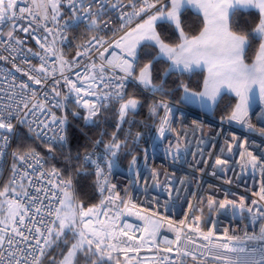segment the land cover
I'll return each instance as SVG.
<instances>
[{
  "label": "built area",
  "instance_id": "2783aa9c",
  "mask_svg": "<svg viewBox=\"0 0 264 264\" xmlns=\"http://www.w3.org/2000/svg\"><path fill=\"white\" fill-rule=\"evenodd\" d=\"M40 2L46 0H37V3ZM169 2L170 0H162L156 4V8ZM16 4L18 7L32 8V15L26 12L23 14L24 19L0 25V55L6 58L0 60V109L10 105L15 111L17 104L20 105L19 117L13 119L16 128L10 146L0 154V191L6 186L16 188L20 195L10 191L8 198L18 201L21 205V214L24 215V210H27V214L24 215L23 224H20L19 216L16 217L15 222V226L23 236H17L12 232L11 222H8L7 227L5 223H0V229H3L0 231V236L4 237L3 248L0 251L5 257L8 256L10 248L27 250L29 247H36L34 237L38 234L35 229L39 227L45 231L46 226H51L55 216L48 214L47 206L56 205V199H52L53 194L57 198H62L63 193L56 185L65 179L56 169L59 175H53V168L46 167L45 159L37 151L40 157L39 163L35 160H30L27 164L14 161L12 152L15 149L18 129L22 127L29 132V124L33 129H43L46 136L37 138L35 132L31 134L47 145L46 141L49 137L60 134V130L55 125H51L53 114L58 119L66 117V131L72 126L89 142L88 148L82 155V161L85 155L95 156L97 153L95 141L101 140V136L92 138L86 135L72 118L65 115V99L71 100L74 107L71 109V115L74 119H79L83 127L91 124L85 123L84 118L88 114V109L84 107L85 102L96 103L99 113L102 107L119 104L115 99L104 100L105 94L113 91L109 86L112 72L107 70L104 79L101 80L99 72L101 57L97 50L99 46L92 47L88 42L93 36L102 37L113 45L107 48L104 59L123 56L124 52L121 48L115 47L114 42L142 23L150 14L145 12L139 16H131L130 20L125 16V19L121 20L123 14L130 15L133 11L131 5L123 0H76L75 10L70 0H59V11L54 20L50 6L47 8V19H45L44 10L36 8L33 0H16ZM81 4L84 6L83 9L80 7ZM114 4L117 6L113 7ZM156 8L151 9V12H155ZM86 9H91V15L98 20L96 26L91 25ZM13 23L18 25L14 36L23 41L22 44H16L15 39L7 38ZM20 25L28 28V31L24 32ZM72 27H80L82 31L76 36L77 46L73 54L67 56L64 54V47L71 38ZM42 44L51 51L46 52L44 47H41ZM112 53H115V57ZM57 57H62L63 61L67 62L64 64V75L77 87L83 89L79 94L70 91L61 77V61ZM94 63L97 65L95 69L91 67ZM14 65L25 71L39 69L43 65L47 70L46 73L37 71L33 74L37 77L46 75L48 78L42 85H36L28 80L27 76L17 72ZM53 79L59 80V84L54 85ZM21 83L30 86L29 89L23 90V96L19 87ZM125 83V94L129 87L134 85L147 98L143 102L144 108L141 107L136 114L128 117L121 134L122 142L133 144L142 153L136 173H129L122 166L121 157L125 148L122 147L118 166L111 175L107 176L109 186L115 185L112 190L113 195L120 196V200L115 201V204L120 206L122 214L116 223L121 227L124 224L132 225L125 231L133 235L134 239L128 240L127 236H122L120 239L133 248L140 249L129 251L127 258L124 253H119L124 258V264H223L222 261L214 258L215 249L212 245L225 242L226 237L235 238L232 243L248 245L250 250L259 247L257 241H250L247 237L258 234L260 228L264 227V215H262L264 199H261L264 195L262 191L264 169L259 166L252 168L248 153H252L258 160H264V136L260 134V129L264 128V103L258 100L249 109L248 119L253 126L249 129L244 124L229 121L230 115L218 117L212 113L200 112L147 90L138 80H129ZM53 87L60 92L59 96L52 91ZM22 100L30 101L29 109H23V104L20 103ZM40 103L44 105L43 108L32 107V104ZM57 103L60 106L54 107L53 105ZM161 105H167L171 110L167 114L169 123L166 125L163 138L159 134L161 120L165 117V109ZM255 106L258 109L253 114L252 110ZM153 107L156 108V116L153 122L148 123L144 118L153 112ZM19 118L25 119L27 124L18 123ZM45 123L50 125L51 130L44 128ZM137 134H139L138 139ZM104 143L108 142L104 141ZM154 145L156 147H153ZM102 150L103 145L100 146L99 151ZM217 159L226 163L218 165ZM14 163L19 169L15 176H13ZM91 169L95 174V168L91 167ZM25 172H27L26 176ZM13 179L16 181L15 184L11 183ZM169 189H172L171 193ZM176 189L180 191L177 193ZM24 192L28 195H23ZM107 196L108 192L101 195L97 207L101 205L102 200L108 207H112V202L106 200ZM209 200L216 203L210 206ZM225 200L233 202L236 207L230 204L227 208L220 209L219 203ZM0 205H6L4 197H0ZM37 208L41 211L37 212ZM248 209H252V212ZM115 211L116 208L112 207V211L108 213L109 217ZM99 219L107 222V218L103 215ZM149 220H156L160 224L154 238H150L144 231ZM0 221H2L1 216ZM190 224L194 225L197 231H189ZM177 230H180L182 236L180 247L187 245L190 251L194 250L199 257L197 260H193L190 255H183L182 252L178 253L176 245L165 243V240L175 241ZM209 232L212 233L211 243L203 239V235ZM185 236L192 237L193 243H187L183 239ZM24 237H28V240L25 241ZM9 239L13 241V245H9ZM167 248H172V251H166ZM20 254L17 251V255Z\"/></svg>",
  "mask_w": 264,
  "mask_h": 264
},
{
  "label": "snow or ice",
  "instance_id": "6c2138e0",
  "mask_svg": "<svg viewBox=\"0 0 264 264\" xmlns=\"http://www.w3.org/2000/svg\"><path fill=\"white\" fill-rule=\"evenodd\" d=\"M159 2L160 0H143L142 6L138 10L135 4H133L132 13L130 15L125 13L121 16V20H124L125 16L130 20L131 16H139L145 12L150 13L147 19L114 42V46L121 48L124 52L123 56L115 57V53H112L115 59H104V53L107 51V48L113 45L109 44L102 37L98 38L96 36H93L92 40L88 42L92 47L99 46L97 50L101 57V63L99 65L101 80L104 79V74L107 70H111L112 72L109 86L113 91L105 94L104 100L110 101L115 99L119 103L116 132H119L122 125L127 122L126 118L129 113L135 112L139 105V101L136 98H126L124 92L126 87L125 82L138 80L139 84L147 90L153 92L161 91V88L154 84L152 79V62L140 68L139 75H136V68L140 60L137 49L142 42H145V47H156L159 49L158 55L154 58L155 60L167 59L171 61L168 71L165 73L166 76L169 73L192 72L195 68L207 67L208 77L204 81V90L202 92H195L187 85H181L184 93L182 99L185 103L207 108L209 107V101L212 104L217 103V98L220 96L222 90L234 93L238 98V103L235 105V109L231 112L228 120L244 124L249 129H252L253 126L249 122L248 117L256 90L259 92L261 102L264 103V0H170V7L164 5L156 8V4ZM70 3L73 10H75L76 0H70ZM33 4L36 8L44 10L45 19H47V8L50 6L53 12L52 18L54 20L56 19V14L59 11V0H46V2L40 3H37V0H33ZM116 6L115 4L113 5V7ZM80 7L83 9V4ZM189 7L196 9L204 17L203 30L198 36L194 37H189L185 33L181 21L183 11ZM153 8H156L155 12H151ZM246 9L259 10V23L251 32L234 30L231 24L232 17L237 12ZM26 12L32 15V8L24 6L18 7L16 0H0V25L13 20H22L25 18L23 14ZM85 12L89 15L91 25L96 26L98 20L91 15V9H86ZM158 22L174 26L181 40L178 46H170L162 39L161 34L156 30ZM17 27V24H12L7 38L8 40L15 39L16 44H22L23 41L16 39L14 36ZM19 27L24 32L28 31V28L22 25ZM254 42H257V45L251 63H249L247 62V55L253 49ZM41 47H44L46 52L51 51L49 47L43 44ZM80 54L78 53V55ZM53 55H55L54 52ZM3 59L6 58L0 55V60ZM57 59L61 61V77L69 86L70 91H74L77 94L82 92V88L77 87L74 82L64 75V64L67 62L63 61L62 57H57ZM91 67L95 69L97 65L94 63ZM15 70L27 76L28 80L33 81L36 85H42L48 78L46 75L37 77L33 74L37 71L46 73L47 70L43 65L39 69H31L30 71H25L23 68L15 66ZM69 70H71V65H69ZM77 75L79 76V73ZM53 84H59V80L53 79ZM19 87L22 90L21 95L23 96V90L29 89L30 86L26 83H21ZM52 91L56 96L60 95L57 88L53 87ZM32 97H35L34 90L32 91ZM77 102L79 103V100ZM20 103L23 104V109H29L30 101L22 100ZM43 106L42 103L32 104L33 108H43ZM53 106L59 107L60 105L57 103ZM161 106L165 109V117L161 120L159 127L160 137L163 138L166 125L169 123L167 114L171 110L167 105ZM84 107L88 109V114L84 118L85 123H94V118L99 113L97 104L85 102ZM19 108L20 105L17 104L15 111L10 105L5 109H0V154H3L10 146L12 134L16 128L13 119L19 117ZM152 111L155 112L156 108L153 107ZM17 122L27 124V121L23 118L17 119ZM66 124V117L58 119L53 114L51 125H55L60 130V134H54L53 137H49L46 141L49 152L54 151L55 144L58 143L63 146L67 142ZM44 128L51 130L48 123L44 124ZM28 130L30 133L35 132L37 138L47 135L43 129H33L30 124L28 125ZM116 132L113 133L108 143H104L103 139L95 141L97 153L95 156L92 154L85 155L83 161L84 166L95 168L97 186L102 194L108 192L106 200L112 202V207L116 208L115 213L109 217L108 213L112 211V207H108L104 200L101 201L99 207L85 209L82 205H77L73 197L72 179L61 180L56 186L62 191V198H57L53 194L52 199H56L57 203L56 205L50 204L47 206L48 214L54 215L55 219L51 222V226H46L45 231L36 227L35 231L38 234L37 237H34L36 247H29L27 250H14L10 248L8 249L7 257L0 251V262H4V264H42V259L48 254L49 249L58 246L62 239L64 243H68L69 234H71L73 242L67 254L63 256L61 264H104L105 261H113V252L124 253L127 258L129 251L140 250L139 248H133L120 239L122 236H127L128 240L134 239L133 235L125 231V229H130L132 225L124 224L121 227L116 223L122 214L120 206L115 204V201L120 200V196L119 194L113 195L112 190L115 188V185L109 186L107 180V176L111 175L113 170L118 166V157L122 147H126L127 144L126 141H120ZM260 134L264 136V128L260 129ZM138 138L139 134H137ZM233 138L235 139V137ZM101 145H103V150L99 151ZM153 147H156V145ZM12 156L14 161H18L20 164H27L30 160H35L37 163L40 161L39 154L26 143L18 144L12 152ZM248 156L250 157L249 163L252 168L255 169L259 166L264 169V160H258L252 153H248ZM135 162L134 157L132 163L135 164ZM225 163L226 161L224 160H216V164L218 165ZM18 171L19 169L14 163L13 176ZM52 174L59 175L55 169L52 170ZM24 175L26 176L27 172ZM11 183L15 184V179ZM10 191L15 195H20L14 187L10 188L6 186L3 191H0V197L5 198L7 205L6 219L5 221H0V223H5L7 227L8 222H11L13 225L12 232L17 236H23V233L15 226V222L16 217L19 216L20 224H23L24 215L27 214V210H24V215L21 214L20 203L8 198ZM171 191L172 189H169V193ZM176 191L178 193L180 190L176 189ZM23 195L27 196L28 193L24 192ZM261 199H264V195L261 196ZM214 203L216 202L209 200L210 206ZM230 204L232 207H236L233 202L228 200L219 203L218 206L220 209H225ZM36 211L40 212L41 209L37 208ZM248 211L252 212V209H248ZM101 215L107 218V222L99 219ZM159 226L158 221L149 220L144 227V231L148 233L150 238H154L156 232L159 230ZM0 231H3V229H0ZM189 231L195 232L197 229L194 225L190 224ZM211 236L212 233L209 232L203 235V239L211 243ZM24 239L27 241L28 237H24ZM183 239L187 243H193L192 237L190 236H185ZM234 239L226 237L225 242L213 244L212 248L215 249L213 253L214 258L222 261L223 264H264V227L260 228L258 234L247 237L250 241H257L260 245L259 247H253L250 250L248 245L232 243L231 241ZM3 240L4 237L0 236V249L3 248ZM181 240V232L177 230L175 241L165 240V243L168 245H176V251L178 253L182 252L183 255H190L193 260H197L199 257L194 250L190 251L187 245L180 247ZM8 243L9 245H13L11 239L8 240ZM165 250L170 252L172 248ZM17 251L21 254L17 255ZM50 259L53 264H56L55 257H50ZM115 264H119V257L115 258Z\"/></svg>",
  "mask_w": 264,
  "mask_h": 264
},
{
  "label": "trees",
  "instance_id": "16d2710c",
  "mask_svg": "<svg viewBox=\"0 0 264 264\" xmlns=\"http://www.w3.org/2000/svg\"><path fill=\"white\" fill-rule=\"evenodd\" d=\"M131 5L135 4L138 10L143 3V0H123ZM162 1V0H160ZM166 5L170 6L169 3ZM259 14L254 10H243L236 13L232 17V27L234 30L242 32H251L253 28L259 23ZM182 26L185 33L189 37L198 36L204 27V17L199 12L187 8L181 15ZM157 32L161 34L162 39L165 40L170 46H178L181 43L179 33L166 23H157ZM80 27L71 28V38L68 40L64 47V54L71 56L74 48L77 46L76 36L81 32ZM257 42H254L253 49L247 55V62L251 63L254 56L255 47ZM138 53L140 56L139 65L136 68V75H139L140 68L145 64L152 62V79L154 84L161 88V91L156 93L170 98L176 102L185 104L181 100L183 88L181 85H187L190 89L198 91L201 88L204 72L202 70H194L192 73H165L168 71L170 62L167 59L155 60L158 55V48L145 47L144 43L139 47ZM134 97L137 100H146V95L136 86L131 85L126 93V98ZM238 100L236 97L225 94L221 97L218 104L214 108L212 114L223 117L231 115L235 109ZM186 105V104H185ZM65 115L72 118L78 127L92 138H101L109 142L114 132L117 129L118 123V110L119 104H112L111 106L102 107L100 113L94 118V123L83 127L79 119L72 117L71 109H74L70 99H65L64 102ZM122 128L116 132L118 138L121 140ZM67 142L61 146L55 144L54 151L49 152L46 144L38 140L34 135L27 132L24 128L20 127L17 131L14 147L20 143H26L35 149L46 162L47 168L56 169L65 179H72L73 197L77 205H82L85 209L89 207H97L102 193L97 186V178L93 173L90 166H84L82 155L88 148L89 142L81 132L72 126H69L66 131ZM135 157L136 163L139 165L142 153L133 144H127L124 148L121 164L127 167ZM6 205H0V209L4 214L6 213ZM73 242L71 234H69L68 243H64L63 239L58 246L48 250V254L43 257L42 264H53L50 257H55L56 264H61L63 256L67 254L71 243ZM113 261H105L104 264H115V258L119 257V264H124V258L119 253H112Z\"/></svg>",
  "mask_w": 264,
  "mask_h": 264
},
{
  "label": "rangeland",
  "instance_id": "374dc122",
  "mask_svg": "<svg viewBox=\"0 0 264 264\" xmlns=\"http://www.w3.org/2000/svg\"><path fill=\"white\" fill-rule=\"evenodd\" d=\"M169 5H170V2H169ZM170 7V6H169ZM191 8V7H190ZM142 43H144V42H142ZM141 43V44H142ZM170 64H171V61H170ZM196 69H200V70H202L203 72H204V77H203V81H202V85H201V88H200V90H198V91H195V90H192V91H195V92H202L203 90H204V81L207 79V77H208V71H207V67L206 66H202V67H199V68H196ZM195 70V69H194ZM193 72V71H192ZM192 72H186V73H192ZM225 94H228V95H231V96H234V97H236L235 96V94L234 93H229V92H227L226 90H222L221 91V94H220V96H218V98H217V103L216 104H212L210 101H209V107H207V108H201L199 105H193V104H190L191 105V107L192 108H194V109H196V110H198V111H200V112H204V113H212L213 112V110H214V108L216 107V105L218 104V102H219V100L221 99V97L223 96V95H225ZM183 95H184V93L182 92V96H181V100H182V102H184V100L182 99V97H183ZM237 98V97H236ZM237 100H238V98H237ZM141 101V102H140ZM139 101V105H138V108L136 109V111L138 110V109H140L141 107L142 108H144V106H143V102L145 101V100H140ZM185 103V102H184ZM141 106V107H140ZM130 112L129 113V115L127 116V118H126V120L128 119V117L130 116V115H132V114H136L137 112ZM155 116H156V114H155V112H151L150 114H147V116H146V118H144L146 121H148V123H151V122H153L154 121V119H155ZM125 124V123H124ZM124 124L122 125V129H123V126H124ZM125 168V167H124ZM137 168H138V164L135 162V164H133L132 162H130L129 164H128V166L125 168L126 169V171H128L129 173H132V174H135L136 173V171H137ZM98 206V205H97ZM1 211V210H0ZM6 213H7V209H6ZM6 213H5V216H6ZM1 218H2V221H5V219L3 218V216H1ZM149 239V238H148Z\"/></svg>",
  "mask_w": 264,
  "mask_h": 264
},
{
  "label": "crops",
  "instance_id": "0c3cea01",
  "mask_svg": "<svg viewBox=\"0 0 264 264\" xmlns=\"http://www.w3.org/2000/svg\"><path fill=\"white\" fill-rule=\"evenodd\" d=\"M190 8V7H189ZM191 9H193V10H195V11H197L196 9H194V8H192L191 7ZM246 10H248V9H246ZM249 10H254V11H256L258 14H259V10L258 9H249ZM198 12V11H197ZM200 13V12H199ZM200 14H202V13H200ZM202 16H203V14H202ZM259 17H260V14H259ZM145 43V42H144ZM143 44V43H142ZM141 44V45H142ZM140 45V46H141ZM139 46V47H140ZM139 47H138V49H139ZM138 49H137V51H138ZM158 52H159V49H158ZM170 62V61H169ZM195 70H200V69H196L195 68ZM194 71V70H193ZM258 100H260V98H259V92H258V90H256V94H255V96H254V98H253V101H252V104H251V107L253 106V104H255L256 103V101H258ZM138 101H140V100H138ZM141 102V101H140ZM238 103V102H237ZM186 105H188V106H190L191 107V105L190 104H187V103H185ZM141 107V106H140ZM250 107V108H251ZM6 209H7V206L5 207ZM1 211H2V208L0 209ZM0 211V216H3V218L4 219H6V216H5V214L3 213V212H1Z\"/></svg>",
  "mask_w": 264,
  "mask_h": 264
},
{
  "label": "water",
  "instance_id": "95a60500",
  "mask_svg": "<svg viewBox=\"0 0 264 264\" xmlns=\"http://www.w3.org/2000/svg\"><path fill=\"white\" fill-rule=\"evenodd\" d=\"M257 109H258V107L255 106V107L253 108V110H252V113L254 114V113L257 111Z\"/></svg>",
  "mask_w": 264,
  "mask_h": 264
}]
</instances>
